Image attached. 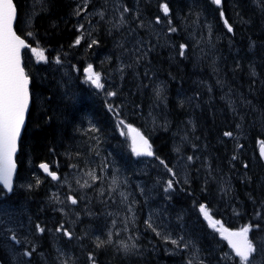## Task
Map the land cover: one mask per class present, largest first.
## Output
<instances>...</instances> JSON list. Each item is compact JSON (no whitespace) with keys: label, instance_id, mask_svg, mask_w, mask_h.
Returning <instances> with one entry per match:
<instances>
[{"label":"trees","instance_id":"1","mask_svg":"<svg viewBox=\"0 0 264 264\" xmlns=\"http://www.w3.org/2000/svg\"><path fill=\"white\" fill-rule=\"evenodd\" d=\"M94 1L97 5L94 12L97 13L87 18L86 15L80 17L75 15L74 12L78 8L73 0H46L47 8L42 12L37 11L36 16L31 14V0H15L19 9L17 30L21 35H25L26 29L29 28L40 40L41 47L46 49L51 62L60 56V60L78 66L82 74L83 68L89 63L96 64L102 74L111 73V79L117 83L116 88L113 86L114 92L123 86L118 84L121 74L117 71L123 72V69H116V65L123 62V65L127 66L125 73L130 68L129 81L133 83L128 82L130 85L125 86L117 96L138 101L134 106H130V109L128 106L126 111L130 116L137 110L139 121L133 122L136 128L151 130L155 127L154 118H159L154 131L157 136L153 139L157 156L165 163L168 162L167 164L176 165L180 161V154L173 149L171 137L176 134L173 133V129L186 130L192 144L189 149L208 153L217 160L223 175L232 182L231 190L236 195V202L232 205L239 214L235 220H226V215L218 208V201L210 198L212 195L216 196L215 190L211 189L210 183L204 181L202 176L193 172L194 168L192 173L190 172L194 176V181L181 186L178 182L177 190L182 187L186 195L191 194L197 199L199 205L206 203L211 208L214 204L216 212L220 214L215 217H223L230 229L238 230L249 223L259 224L260 228H254L252 236L254 239H264V156L261 155V142L264 141V0H222L221 6H217L212 0ZM165 2L171 10L170 17H166L161 10L160 6ZM123 3L131 9L135 17L137 15L140 17L143 25L132 27L133 32L131 30L126 32L123 25L114 27L119 24L115 21H119L117 19ZM101 10L105 14L103 19L98 15ZM221 11L224 13L223 17L220 15ZM157 16L161 18L162 23H156ZM169 18L172 21L171 25L167 23ZM225 19L232 25V32L225 26ZM81 22L85 29V41L82 40L83 42L76 47L73 44L76 36L80 34ZM169 27H175L178 31L169 32ZM91 39L99 43L89 48L87 44ZM136 39H141V48H136ZM123 41L126 43L123 44ZM181 44L188 46L183 57L178 54ZM196 49L200 51H193ZM78 51L83 52L79 54ZM29 52L28 50L27 60L31 58ZM109 64L113 66V70L109 68ZM26 67L32 71L35 98L22 138L17 183L22 180L28 182L22 189L15 184L13 193L7 196L5 201L11 206L26 209L27 214L23 216L28 220L27 223H40L42 220L49 221L51 219L49 215L53 214L47 211V208H41L40 201L46 199L48 192L43 188L44 182L37 183L40 181L38 177L41 173L37 169L40 163L53 164L54 159H60L61 162H73L77 167H86L89 164L88 156H93L102 142L111 140L113 143L114 128L117 125L113 122L111 114L103 105H99V102L79 101L77 94L79 89L76 86L70 88L72 90L66 99H62L57 86L63 78L61 74L60 77L55 74L56 71L60 73L59 69L55 72L52 70L51 74L46 68L43 69V66L38 67L42 71L40 73L34 71L28 62ZM63 67L65 66L60 69ZM41 73L44 74L43 81L39 78ZM137 76H141L142 80ZM157 90H160V96H157ZM64 101L73 111L71 114L73 118L87 119L91 115L90 120L93 119L99 129L100 138H95L93 136L95 133L91 132L89 140L84 136L86 133L82 124L81 131L78 132L79 126H73L71 115L67 116L65 113L67 111ZM127 104L130 105V102ZM140 113L142 115H139ZM162 119H170L174 128L171 126L163 128ZM87 123L89 126V121ZM191 131L195 132L192 137ZM225 132H231L233 136H225ZM79 135L82 144L76 143ZM114 138L130 143L126 137ZM90 142L91 146L88 144L85 151L84 145ZM61 166L65 171L66 164ZM90 169L96 171L97 167L90 166L86 171L89 172ZM135 169L140 171L141 166L136 164ZM153 176L154 172L146 175L148 178ZM147 182L149 187L155 184L150 179H147ZM210 182L213 184L212 180ZM56 192L57 190L53 188L49 196L55 197ZM140 192H143V189ZM146 192L144 188L143 193ZM133 194H137L136 186ZM110 198L106 194L102 196L101 192L96 193L94 198H89L94 223L98 221L102 202L112 201ZM154 199L163 209L170 208L171 199L167 195H156ZM131 205L135 207L138 224L131 232L133 236L137 235L139 248L145 245L146 241L158 238L144 228V222L148 217L157 214L156 202L137 196L131 201ZM197 209L194 208V211ZM190 223L198 225L196 228L201 227L198 232L209 230L210 233H207L206 238L202 236L195 239L194 236L198 232L192 231L194 235L191 236L192 246L187 249L176 247L188 251L190 258L195 256L193 264L200 263L199 255L203 257V264L217 263L219 260L216 257L217 253L220 254L219 250L225 249L227 241L219 233L215 234L207 228L203 218L200 220L187 216L179 220L178 225L185 224L186 233L190 235ZM170 231L174 230L171 228L161 236L172 239ZM119 237L123 238V234ZM126 237L127 234H124V238ZM130 237L131 235L128 237L129 240ZM93 239L92 237L88 239L90 246L94 242ZM155 243L156 248L161 247V242ZM211 243H215L219 250L214 253L212 248L204 252V247ZM116 244L118 243L114 241V245ZM3 248L0 244V258L5 260V264H13L7 262L10 257ZM138 248L132 251L138 254ZM166 256H169V253H166ZM122 259L113 258L111 264L128 262L127 259ZM108 262L110 257L107 259Z\"/></svg>","mask_w":264,"mask_h":264},{"label":"rangeland","instance_id":"2","mask_svg":"<svg viewBox=\"0 0 264 264\" xmlns=\"http://www.w3.org/2000/svg\"><path fill=\"white\" fill-rule=\"evenodd\" d=\"M76 1L79 2V3H77ZM92 1L93 0H87V2H88L87 3V7H90V8H87L86 11L83 9V8H85L86 0H75L74 1L79 6V8L81 9V14H80L81 16L86 15L87 18L91 16L89 11H92L91 7H92V4L94 2V1L93 2ZM30 4H31V14H32V16H36L37 15V11L40 10L42 12L43 10H45L47 8L46 0H31ZM76 11L74 13L77 16ZM93 13H95V12H93ZM124 17H125V20H127V18H126L127 15L124 16ZM117 22L120 23V21H117ZM128 25L129 24H128L127 21H126V25H125V23L123 24V26H125V30L127 32H129L130 30L133 32V30H132L133 26L129 25L131 27L130 28ZM125 43L126 42L123 41V44H125ZM140 43H141V39H139V40L136 39V48H138V46H140L139 45ZM35 49L37 51L35 53L33 52V55H34L36 61L38 63L47 64V62H44L43 60H41L39 58V55H40L41 51L43 52V55L46 57V55L44 53V50L42 48H40V47H36ZM127 55H129V54H127ZM63 61L66 64V66L63 67L59 71L60 73H58L57 71L56 72L53 71V72H55V74L58 75V77H60V74L62 75L63 80H62V82L60 81L59 85L57 86V91L59 92L60 97L62 99H66L67 96H69L68 95L69 92L72 90V89L70 90L69 87L72 86V84H73L72 81L75 80V78L77 76V72H76V68H74V66L69 64L66 60H63ZM49 66L54 68V69H56V70L61 68L59 65H57V63H51ZM66 67H68L69 69H67ZM49 72L52 74V72L50 70H49ZM39 78H40V80H42V78H44V74L41 73ZM66 78H68V79H66ZM137 78L142 80L141 76H137ZM129 83L132 84L133 82L129 81ZM77 94L78 95H83L80 90L77 91ZM87 98H89V97L82 96L81 97V101L83 99H87ZM64 103L67 105V106L64 105L65 110L67 111L65 113L67 114V116H70L73 113V111L68 107V103L67 102L64 101ZM77 104H80V103H77ZM135 104H136V101L134 102L133 105H135ZM71 117H72V115H71ZM71 122H72L71 124H73V126L74 125H76V126L78 125L79 126L78 127V132H80L81 131L80 129L82 128L81 127V117H78V118L77 117H74V118L72 117L71 118ZM154 123H155V126L158 124V122H156V121H154ZM161 125H162V127H165V126L170 127L171 126L170 119H168V120L167 119H162ZM172 125L174 127V124H172ZM175 132H177V131L175 130ZM176 135H177V140L175 142L173 141V148H174L175 152L180 154V161H178L179 163L177 162L176 166L180 167V168L183 167L184 169L187 168V172L185 171V175L188 178L184 177L182 171L179 170L181 179L184 182H186V183H191L193 178H194V176L190 174V172L193 170V168L192 169L190 168V166L193 164V161L189 162L187 160L188 156H192L196 160H200L201 162H204L203 165L198 164V168H194L195 171H193V172L195 174H197L198 176L199 175L202 176L204 181L209 182L211 189L213 187L217 188L216 189V196L212 195L210 198L211 199L214 198L215 202L218 201V203H217L218 204V208L222 212H224V214L228 217L229 220H235L237 214H239L237 212V210L235 209V206L232 205L233 203L236 202V200H235L236 195L233 192V190H231L232 182L230 181V179L228 177L223 175V171L220 168V166L217 164L218 163L217 160H215L213 157H211L208 153L205 156L201 155V153L197 152V149H191V150L189 149V151L187 153H185V148H190V146H192V144L190 142V139L186 137V130L182 129L181 132L180 131L177 132ZM84 136H86V135H84ZM80 137L81 136L79 135V139L76 141V143L78 142L79 144H82L83 142H80V140H81ZM86 137H88V136H86ZM89 140H90V138H89ZM172 140H173V138H171V141ZM88 144H89V147H90L91 146V142L87 143L86 145H84L85 146L84 147L85 151L88 148V146H87ZM79 147H81V146H79ZM97 164H99L98 161H95V160L94 161H89V164H87L86 167H80V166L78 167L79 169H81V171L80 170L78 171L77 165L73 164V166L74 165L76 166L74 168H76L77 171H75V173H73V174L68 175L67 180L70 179L71 177H74V181L75 182L77 180H79L80 183L79 184L77 182L76 183H77V189H79L78 191L80 192L81 191L80 190V188H81L80 184H83L85 180H87L89 182V184H91L90 183L91 178H88L86 173H85V171H83V170H85L86 168H88V167H90L92 165H97ZM155 165L157 167H160L161 162L159 160H155ZM90 171H91V169H90ZM103 173H105V171ZM211 174H214V177H212ZM26 177H28V176H26ZM113 179L114 178H111V177L108 178V179H102L101 178L100 180L96 181V182L103 181L107 185L106 186V190H103V194H101L102 196H104L106 194L107 197H112V199H113V195H119V194L115 193L112 190L113 189V185H110V184H112V180ZM152 180H154V182H155L154 185L149 187L148 186L149 182H146V184L144 186V188L147 190V192L144 193V194H146L148 196V199L154 198V197H156V195H159V194H164L165 195L166 194V192L164 191V189L166 187L165 178H162L161 175H156ZM211 180H212L213 184L210 182ZM27 182H25L23 180L21 182H19L18 183L19 188H21V189L25 188ZM91 185H92L90 187L91 194H88L85 191H81V193L85 196L84 197V201L85 202H86V199L91 198V197L94 198L96 196V193L101 192V190L99 192L97 191V189H98L97 183H94V184H91ZM49 188H50L49 186L46 187V191H49ZM144 188H143V192H144ZM180 192H181V190H180ZM176 193L177 194L174 197L170 198L171 199V203H170L171 210L168 213H167V209L164 210V211H162L161 209H157L156 216L148 217V219L145 222V228L152 229V228L148 227V223L151 222L152 227L156 229L155 234L158 237L157 239H161V241H158V242H161V247H157V248L155 247V245H156L155 240L154 241H146V244L142 245L140 247L141 253L130 255L134 251L132 249L133 251L131 250L129 253L126 254L120 248V242L123 241V242H125V243H127V244H129L131 246L135 242H133V239L129 240L128 237H129V235H131V237H132L133 234H132V232H129V233H127V237L124 238V233L122 232L121 227L119 228V226H120V223H119L120 213L116 212V214L119 215V216H116V217L111 215V217L108 219V222H105V225H106V228L109 230V227H107V226L108 225H113V222L115 221V225H113L115 227V231H112V234H113L112 236L118 237L117 239H114V241L118 243V244L114 245L116 247L114 249L115 252L118 251V250H122L125 255H130L131 257H135V259L137 260L136 264H188V261L190 259L194 262L195 259H196L195 256L190 258L187 255V259H184L182 257V255H181L182 254L181 253L182 250H179L176 247L175 244H172L170 242L172 239L178 238V240H179L180 237H183V241H182L183 244L187 243L188 247H189L191 245V236H194L192 231L197 230L196 227H193L192 229L189 230L191 232V234L188 235L186 233L185 224L178 225L179 220H181L183 218H186L187 216H191L192 218H194L193 215H192L193 212H194V205H193V203L191 201H187L186 202L184 199H182L180 202H178L177 198L181 197V195L178 193V191H176ZM126 194L131 195L127 191H126ZM174 199H176V202L173 203ZM45 200H41L40 201V202H42V205H41L42 209H44L47 206V203L50 202V199H45ZM7 203L6 204H2L0 206V230L3 229V228H10L12 230H22L25 235L21 234V232H18V233L23 236V240L24 241H27L28 238H31L32 233H31V230H29V227H27L25 225L24 221H22L23 218H25V217H23L21 212L19 211L20 207H15V206L12 207L10 205V203H8V204ZM3 206H5L6 208H3ZM70 208H71V206H70ZM129 208L131 209V211L135 214V216L137 218V213L134 210L133 205H131V202L129 204ZM54 219H55V216H53V219L51 218V220H54ZM79 220H80V217H79V214H78L76 222H78ZM49 221H50V219H49ZM171 223H172V225H171ZM102 224H103V222H101V221H97L96 223H94V225L100 230H101L100 226ZM74 225H75V223H74ZM91 227H92V223H91V226L88 227V228L91 229ZM169 227L172 228L174 231H170V233L172 235L171 236L172 239L169 238L168 240H166L165 237H162L161 235L163 233H165V232H168ZM206 227L207 228H212L208 223L206 224ZM179 229H180V231H179ZM157 232H159L160 235H157ZM122 234H123V238L119 237ZM207 235H205V234H203L201 232H198V233H196V235L194 237H195V239L196 238H202V236L206 238ZM97 237L98 236L95 233L93 235V238H94L93 239L94 240L93 247L94 248L96 246ZM42 240H44V239H40L38 241V243L40 245H42L40 243V241H42ZM136 241H137V243H135V244L137 246H139L138 238H137ZM0 242L3 243L2 241H0ZM257 242H258V245H259L263 241L260 238H257ZM113 244L114 243L112 242L111 244H105V246H106V248L109 249V248L113 247ZM5 246H7L8 249H10V255H11V259L12 260L22 259V257L19 254L18 250L13 245L10 246L9 244L5 243ZM181 247H183V245H181ZM213 247H214V250H213L214 253L216 252V250H219L217 248L216 244H214V245L207 244V246L204 247V249H205L204 252L205 251L208 252L207 250L208 249H212ZM57 248H59L58 244H56V242L55 243L53 242L52 248L50 250H46L45 249V253L51 254V252H53ZM137 248H135V249H137ZM76 249L80 250L81 252L83 250V249H80L79 247H76ZM219 251H220V254L217 253V256H216V257L219 258V260H218L217 263H214V264H240L239 259H236L235 255L233 253L227 252L225 249H222V250H219ZM152 252H153V254H155L154 258L151 257ZM166 253H169V256H166ZM170 256H172V257H170ZM176 256H179V258H177ZM199 256H200V258H198V260L200 262V261L203 260V257H202V255H199ZM157 257H159V258H157ZM185 261H187V262H185Z\"/></svg>","mask_w":264,"mask_h":264},{"label":"snow or ice","instance_id":"3","mask_svg":"<svg viewBox=\"0 0 264 264\" xmlns=\"http://www.w3.org/2000/svg\"><path fill=\"white\" fill-rule=\"evenodd\" d=\"M212 2L217 6L222 5V0H212ZM160 7L163 14L166 17H170L171 10L168 3L165 2ZM84 10H87V0L85 2ZM130 11L131 9L125 6L122 11H120V23L114 25V27H120L121 25L126 23L124 13ZM76 14H81V10L79 8L77 9ZM98 15L101 19H103V12H99ZM220 15L222 17L224 16L223 11H221ZM136 18H139L138 15L136 16ZM16 20L17 8L14 0H0V185H3V188L8 192L13 191L14 188L13 177L17 169V164L14 158L18 151V141L21 135V130L25 124V117L30 103V79L29 76L25 73L24 67L22 66L21 50L24 48H30V50L34 53L37 51L35 48H31V46L26 43L25 39L21 38V36L17 34L14 28ZM156 23H162L159 16L156 17ZM167 23L171 25L172 21L170 18ZM224 24L229 32L233 31L232 25L228 23L227 19L224 20ZM142 26L143 25L141 24V27ZM79 31L80 35L76 38L74 46H79L82 40L85 39V29L83 24L80 25ZM168 31L176 32L178 31V29L175 27H169ZM28 35H32V33L29 32ZM98 43L99 41L91 39L88 42L87 47L91 48ZM187 47L188 46L186 44L179 45L178 54L181 57L185 56ZM136 51H139V49H136ZM39 58L47 62V57L43 55L42 51L40 52ZM55 62L57 64L61 63L60 58L56 57ZM84 73L86 74L87 83H90L97 89L104 88V84L102 83V74L98 71H95L92 64L87 65V67L84 69ZM156 94L157 96H160V90H157ZM107 95L116 96L117 93L109 92L107 93ZM109 110L111 111L113 109L110 107ZM92 131H99V129H96L94 127ZM133 131H135V129H133ZM224 135L231 137L233 136V133L225 132ZM137 136L139 137V141H137L136 137L133 138L131 146L132 152L138 157L153 156L154 153L152 151V146L147 138H145L138 132ZM261 143V155L264 156V141H262ZM235 158L236 157L234 156L233 159ZM193 159L194 158L192 156L187 157V160L189 162H192ZM161 163L164 164V161H161ZM39 167L43 169V171L47 173V175L50 176L52 180L58 181L61 179V177L55 171L50 170V166L48 164L42 163L39 165ZM73 167L76 166L74 165ZM103 167H107V165H104ZM165 167H167L166 164ZM245 167H247V165H245ZM168 172L171 173L173 177L176 176V173L171 168H168ZM86 175L90 177L93 182L101 179L97 175L95 170L87 172ZM39 182L40 181H37V183ZM76 182L78 184L80 183L79 180H77ZM166 184L167 186L164 189L166 193L174 191L173 179H169ZM112 185V190L115 191L119 187V181L114 178L112 180ZM91 186L92 185L89 184L87 180H85L83 184H80L81 188H87ZM29 187L32 186L29 185ZM101 194H103V190H101ZM119 195L123 197L125 201L127 200V195L124 192H120ZM66 199L72 205H76L79 203L78 199L71 195L67 196ZM199 212L205 217L206 220H208L210 226L213 229H216L217 224H219L220 222L213 220V217L207 210V206L204 204L199 205ZM113 225H115V221L113 222ZM148 227L152 228L154 232L156 231V229L152 227L151 222L148 223ZM254 228L259 229L260 225H252L251 223H249L248 225H245L236 231H232L227 228L217 229L218 231H220L223 238L227 240L228 245L234 251L235 256L239 258L240 264H264V243L258 245L254 238H250V233L253 232ZM36 229L41 234L45 232V228L41 227L40 225H36ZM56 231L62 232L63 235L69 240L73 238V233L66 229L63 224L57 227ZM112 235L113 234L110 231L108 233V239L106 241L100 240L99 237H97L96 247L100 248L105 246V244H111ZM157 235H160V233L157 232ZM11 238L14 241L17 239L14 234ZM165 239L168 240L169 237H165ZM182 241L183 237H180L179 240L172 239L170 242L172 244H175L177 247H180ZM137 247L138 246L135 243L130 246L123 241L120 242V248L126 254ZM183 247L187 249L188 244L184 243ZM24 255L31 257L32 251H27L24 253ZM61 255H63L62 252ZM88 259L91 264H96L95 256L93 254L89 253ZM61 264H69V261L63 260ZM188 264H193V261L190 259L188 261ZM200 264H203V261H200Z\"/></svg>","mask_w":264,"mask_h":264},{"label":"flooded vegetation","instance_id":"4","mask_svg":"<svg viewBox=\"0 0 264 264\" xmlns=\"http://www.w3.org/2000/svg\"><path fill=\"white\" fill-rule=\"evenodd\" d=\"M49 165H50L51 171H55L58 174H62L64 172L62 170L64 167L61 166V164H59V163L54 162L53 164H49ZM55 190H57V192L55 193V197H53V198H57L58 197V199H61V195H60V191H59L60 187L57 186L55 188ZM51 203H53V202H51ZM85 203H86L88 209L90 210V207H89V204H91L90 199L89 198L86 199ZM54 204H56V206L60 205L57 202V203H53L51 206H53ZM59 209L60 208H56V207L53 208V209H50V212L53 213V214L49 215V218H52L53 216H55L54 220L50 219V223L51 224H56V226H54L55 228H47V230L55 238L56 244H58L60 246L59 249H58L59 250L58 253H59L60 261L62 262L63 260H68L69 264H75V258H76V252H77L76 247H79L81 242L88 243V239L90 237L87 238L86 235H87V233H89L90 229L88 227H90V226L87 223H85L86 226H87L86 230H83V228L80 229L79 225H78V227L76 226L75 228L77 230H80L81 235H78L75 232V234L73 233V238L71 240H65L67 237H65L62 232H57L56 231L57 227H59L61 224H63L64 227L67 229L66 223L63 222V219L62 218H58L60 216L59 212L61 211ZM106 214L108 215L107 217H106ZM111 215L114 216V217L119 216L118 214H116V212H114L113 210H111L108 207V205L106 204L105 201H103L102 204H101V209L99 210V217H98V221L103 222V224L100 226L101 231H99V236L101 238H103V239H100V240H105L106 239V232L109 233L110 231L111 232L115 231V227L113 225H108L107 226V227H109V230L106 228V225H105V222H108V219L111 217ZM119 223H120L119 228L121 227L122 232L124 234H127V233H129L132 230L137 228V226H133L130 229V231L128 232L127 231V227H128L127 222L125 221V223H123V222L120 221ZM6 229L12 235L13 234L14 235H21L22 234L21 230H12L10 228H6ZM216 229H217V227H216ZM18 232H21V234H19ZM45 233H46V230H45ZM11 239H10V243H11ZM112 239H113V243H114V236H112ZM130 239L131 240L133 239V242L137 243V241H136L137 240V235L136 236L132 235V237H130ZM3 247H4L3 249H5L6 251L8 250L7 246L3 245ZM114 248H116L114 246V244H113V247L109 248V249L106 248V246L98 248L99 249V258L95 257L96 264H101V263L102 264H111V262L113 261L112 259L116 258V257H117V259H120V258L127 259L128 262L126 264H136L137 263V260L135 259V257H131L130 256V255L136 254L135 252H132L130 255H125L122 250H118V251L115 252ZM61 252L63 253V255H61ZM86 257H88V256H86ZM108 257H110V262L107 263ZM9 261L13 262L15 264H25V262L30 263V264H49L50 263V255H47L46 253H43V254L35 255V257L33 259H31V260H23V259L12 260L11 258H9L7 262H9ZM77 261H78L77 264H80V262L86 263V264L91 263L89 261V259L87 258V260H86V258L84 256H81ZM51 264H54V258H52V263Z\"/></svg>","mask_w":264,"mask_h":264},{"label":"bare ground","instance_id":"5","mask_svg":"<svg viewBox=\"0 0 264 264\" xmlns=\"http://www.w3.org/2000/svg\"><path fill=\"white\" fill-rule=\"evenodd\" d=\"M83 2V1H82ZM93 2V1H92ZM79 3V2H78ZM88 3V2H87ZM83 4V3H82ZM81 5V4H80ZM77 7H78V5H77ZM87 8H89V7H87ZM80 9V8H79ZM84 9V8H83ZM81 10V9H80ZM90 10V9H89ZM102 11V10H101ZM103 12V11H102ZM89 13H90V11H89ZM93 13V12H92ZM105 15V14H104ZM95 16V15H94ZM80 17V16H79ZM139 17V16H138ZM86 18V17H85ZM127 18V22H128V24L130 25V26H133V27H135V26H139L140 24H142L141 23V20L138 18H136V17H134V16H127L126 17ZM97 19V18H96ZM114 20V19H113ZM78 21V20H77ZM120 21V20H119ZM96 22V21H95ZM115 22H117V21H115ZM79 23V22H78ZM82 23V22H81ZM83 24V23H82ZM85 24V23H84ZM97 24H98V22H97ZM125 25H126V23H125ZM128 25V26H129ZM89 26V25H88ZM92 26V25H91ZM129 26V27H130ZM154 26V25H153ZM78 27V26H77ZM123 27H125V26H123ZM108 28V27H107ZM131 28V27H130ZM78 29V28H77ZM130 30V29H129ZM89 32H91V31H89ZM127 32V31H126ZM146 33V32H145ZM164 34V33H163ZM129 36V35H128ZM157 36V35H156ZM77 37V36H76ZM158 38V37H157ZM151 40V39H150ZM159 40V39H158ZM174 40V39H173ZM152 41V40H151ZM159 43V42H158ZM73 46V45H72ZM119 46V45H118ZM132 46V45H131ZM77 47V46H76ZM135 49V48H134ZM83 51H81V53H82ZM78 53L79 54H81L80 53V51H78ZM121 55V54H120ZM113 59V58H112ZM123 60V59H122ZM125 60V59H124ZM141 61V60H140ZM45 62V61H44ZM122 63V62H121ZM141 63V62H140ZM45 64V63H44ZM58 65V64H57ZM142 65V64H141ZM109 68L111 69V70H113V66L111 67V65L109 64ZM117 68H122V67H120L119 65H116V69ZM61 69H59V71H60ZM105 70H107V69H105ZM77 72V71H76ZM138 72V71H137ZM148 73V72H147ZM130 85V84H129ZM166 85V84H165ZM122 86V85H121ZM184 86H185V84H184ZM77 87V86H76ZM162 87V86H161ZM78 88V87H77ZM79 89V88H78ZM169 89V88H168ZM112 119V118H111ZM113 120V119H112ZM113 122H115L114 120H113ZM131 126L132 127H136V125L134 124V123H132L131 124ZM72 129L74 130V128H73V126H72ZM72 132V131H71ZM83 134V133H82ZM130 140V139H129ZM130 143H132L131 142V140H130ZM201 162V161H200ZM45 164H48V163H46V162H44ZM42 164V163H41ZM49 165V164H48ZM50 166V165H49ZM136 166V165H135ZM134 166V167H135ZM136 168V167H135ZM51 170V169H50ZM14 188H15V184H14ZM14 188H13V191H14ZM13 191H11L10 192V195L13 193ZM126 191L128 192V191H130V192H128L129 194H131L132 196H134V194H133V192H135V186H134V183L133 182H129L127 185H126ZM111 200H113L112 199V197L110 198ZM106 204L108 205L109 204V202L108 201H106ZM135 208V207H134ZM185 208V207H184ZM61 209V208H60ZM59 209V210H60ZM188 209V208H187ZM189 210V209H188ZM20 211V210H19ZM17 216V215H16ZM58 218H62L61 216H59ZM204 220V219H203ZM22 221H24V223H25V225L27 226V227H29V230H31V233H32V236H31V238H35L36 237V225L38 224V222H33V223H27V219H25V218H23V220ZM46 221V220H45ZM205 222H206V224L208 223L209 224V222L208 221H206V220H204ZM70 223L71 224H78L79 222H76V221H70ZM88 225H89V223H87ZM24 225V226H25ZM34 227H33V226ZM210 225V224H209ZM196 226H198V225H196ZM196 226H194V225H192V223H190V228L192 229L193 227H196ZM19 227V226H18ZM45 227V230H46V233L44 232L43 234L46 236H44V235H40L39 237H38V239L40 240V239H44V240H42V241H40V243L42 244V245H40V244H38L40 247H42V248H44V249H46V250H50L51 248H52V246H53V242L55 243L56 241H55V238L52 236V234L47 230V228H46V226H44ZM77 227H78V225H77ZM83 228H84V230H86L87 229V226H86V224L84 223L83 224ZM171 228L169 227V230H170ZM211 230H212V228H210ZM28 230V229H27ZM35 230V231H34ZM198 230H201V227H197V230H194V231H196V232H198ZM179 231H180V229H179ZM21 232H22V234H24V232L21 230ZM25 235V234H24ZM27 236V235H26ZM11 237H12V234L6 229V228H3V229H1L0 230V241H2L3 243H1L0 242V244H3V245H5V243H7V244H9L10 246H11V243H10V239H11ZM10 238V239H9ZM29 239V238H28ZM182 245H183V242L181 243ZM215 243H211V245H214ZM190 246H192V244L190 245ZM105 247V246H104ZM79 248L80 249H83L82 250V252H80L79 250H77V252H76V258H75V264H77L78 263V259L81 257V256H84L85 258H86V260H87V258L88 257H86V256H88L89 255V253H91V254H93L96 258H99V249H97L96 248V246H95V248L93 247V244H92V246H90V244H88V243H84V242H81L80 243V245H79ZM214 248V247H213ZM58 249L59 248H57L56 250H54L53 252H51V254H49V253H46L47 255L49 254L50 255V263L49 264H51L52 263V258H54V264H61V261H60V258H59V253H58ZM95 249V250H94ZM214 250V249H213ZM149 252V251H148ZM45 253V252H44ZM138 253H141V251H140V247L138 248ZM37 255V254H36ZM154 256H155V254H153V252H152V254H151V257L152 258H154ZM157 256V255H156ZM103 258V257H102ZM157 258H159V257H157ZM120 260H123L122 258H120ZM13 264H15V263H13ZM102 264V263H101Z\"/></svg>","mask_w":264,"mask_h":264},{"label":"water","instance_id":"6","mask_svg":"<svg viewBox=\"0 0 264 264\" xmlns=\"http://www.w3.org/2000/svg\"><path fill=\"white\" fill-rule=\"evenodd\" d=\"M17 17H18V14H17ZM17 21V20H16ZM16 24V23H15ZM14 28H15V25H14ZM23 51V49L21 50V52ZM21 60H22V58H21ZM30 105H31V99H30V103H29V108H30ZM28 111H29V109H28ZM28 111H27V113H26V117H27V114H28ZM26 117H25V123H26ZM24 126H25V124H24ZM24 126H23V128H22V130H21V134H22V132H23V129H24ZM20 137H21V135H20ZM137 138H139L138 136H137ZM19 140H20V138H19ZM18 150H19V141H18ZM18 152V151H17ZM16 157V156H15ZM15 159V158H14ZM16 162V161H15ZM18 168V167H17ZM16 171H17V169H16ZM15 175H16V172H15V174H14V177H13V181H14V178H15Z\"/></svg>","mask_w":264,"mask_h":264}]
</instances>
